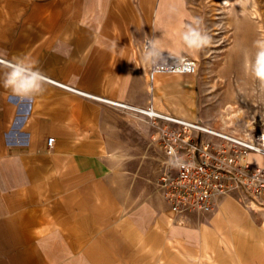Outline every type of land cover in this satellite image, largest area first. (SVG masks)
<instances>
[{
	"label": "crops",
	"instance_id": "1",
	"mask_svg": "<svg viewBox=\"0 0 264 264\" xmlns=\"http://www.w3.org/2000/svg\"><path fill=\"white\" fill-rule=\"evenodd\" d=\"M152 4L0 0V58L32 61L48 78L22 100L0 67V264H264V211L225 198L173 224L147 178L118 171L152 167L148 130L133 113L121 128L120 108L97 98L197 120L167 78L147 80L138 40Z\"/></svg>",
	"mask_w": 264,
	"mask_h": 264
},
{
	"label": "rangeland",
	"instance_id": "2",
	"mask_svg": "<svg viewBox=\"0 0 264 264\" xmlns=\"http://www.w3.org/2000/svg\"><path fill=\"white\" fill-rule=\"evenodd\" d=\"M152 1L151 9L141 10L149 23L141 29L143 36L138 40L142 43V53L144 40L156 38L161 46L172 48L179 53L176 55L193 58L198 66L195 74H161L170 82L169 91L173 92L170 96L178 98L176 102L185 116L224 129L246 122L252 130L264 132V84L247 68L255 58L254 41L264 37V0H235L231 5H227L226 0ZM193 17L202 20L200 27L212 38L211 44L200 51L187 49L180 39L184 26L191 23ZM147 80L150 82L149 78ZM150 106L134 107L147 109ZM111 109L117 113L116 121L125 129L133 128L130 113L137 115L138 129L147 128V147L152 151V167L118 171L137 179L147 178L152 190L164 201L159 188L162 152L156 129L146 123L144 114L138 111ZM133 140L143 149V137ZM164 209L168 212L167 207Z\"/></svg>",
	"mask_w": 264,
	"mask_h": 264
},
{
	"label": "built area",
	"instance_id": "3",
	"mask_svg": "<svg viewBox=\"0 0 264 264\" xmlns=\"http://www.w3.org/2000/svg\"><path fill=\"white\" fill-rule=\"evenodd\" d=\"M197 69L193 58L165 50L162 59L147 65L151 84L158 74H195ZM118 105L147 116L158 133L162 152L159 188L171 223L184 225L190 212H212L225 198L234 199L247 211L264 210V166L248 160L250 154L264 157V132L252 130L246 122L224 129L159 113L152 106ZM53 142L49 137L48 145ZM173 151L191 166L169 167L166 162Z\"/></svg>",
	"mask_w": 264,
	"mask_h": 264
},
{
	"label": "clouds",
	"instance_id": "4",
	"mask_svg": "<svg viewBox=\"0 0 264 264\" xmlns=\"http://www.w3.org/2000/svg\"><path fill=\"white\" fill-rule=\"evenodd\" d=\"M202 20L193 17L191 23L184 26V31L180 33L183 45L192 51H200L209 46L212 38L200 26ZM256 48L255 58L247 64L252 76L264 84V37L254 41ZM2 57V54H0ZM163 58V49L159 40L147 38L144 46L143 60L146 64H153ZM0 67L3 72L2 84L4 88L10 89L20 99H31L36 95L42 94L45 90L47 77L39 70L35 63L24 58L8 60L0 58ZM171 168H187L191 165L185 163L184 158L177 155L174 151L170 152V159L166 162Z\"/></svg>",
	"mask_w": 264,
	"mask_h": 264
},
{
	"label": "bare ground",
	"instance_id": "5",
	"mask_svg": "<svg viewBox=\"0 0 264 264\" xmlns=\"http://www.w3.org/2000/svg\"><path fill=\"white\" fill-rule=\"evenodd\" d=\"M234 2H235V0H226V4H227V5H231V4L234 3ZM143 50H144V47H143ZM97 99H99V100H101V101H104V102H107V103L114 104V105H118V103H119V102H113V101L108 100V99H105V98H97ZM116 103H117V104H116ZM118 106H120V105H118Z\"/></svg>",
	"mask_w": 264,
	"mask_h": 264
}]
</instances>
